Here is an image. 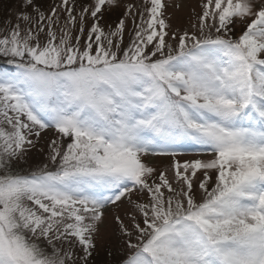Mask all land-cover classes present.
<instances>
[{
    "label": "snow or ice",
    "instance_id": "1",
    "mask_svg": "<svg viewBox=\"0 0 264 264\" xmlns=\"http://www.w3.org/2000/svg\"><path fill=\"white\" fill-rule=\"evenodd\" d=\"M169 7L21 0L0 28V264H91L105 227L115 264H264V0Z\"/></svg>",
    "mask_w": 264,
    "mask_h": 264
},
{
    "label": "rangeland",
    "instance_id": "2",
    "mask_svg": "<svg viewBox=\"0 0 264 264\" xmlns=\"http://www.w3.org/2000/svg\"><path fill=\"white\" fill-rule=\"evenodd\" d=\"M48 3H51V0H48ZM166 3L170 5L167 10V16L170 23L174 27H186L190 17L192 16V9L198 3V0H166ZM21 0H0V28L5 25V22L8 20H15V14L20 8ZM180 5V7H176ZM123 11L119 9L116 12H113L111 17H106L107 22L111 23L117 19L118 15ZM130 26V25H129ZM128 37L125 36V42H127ZM51 134L49 133V137ZM43 149L42 152L34 150V158L38 160L44 159V154L47 151L46 145L42 142L39 146ZM186 152L190 150H185ZM188 158L187 156L181 157V159ZM157 163H161L158 159ZM167 164V160H164L161 164L163 166ZM96 250L93 253L91 259V264H115L116 258L118 256V251L116 249V241L112 235V230L110 227H105L101 229L100 235L96 241ZM109 250H112L113 255H109Z\"/></svg>",
    "mask_w": 264,
    "mask_h": 264
}]
</instances>
